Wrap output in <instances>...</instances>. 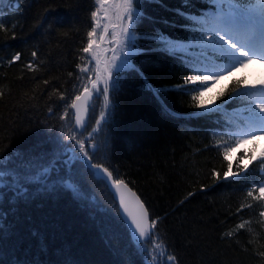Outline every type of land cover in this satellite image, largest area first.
<instances>
[{"label": "snow or ice", "instance_id": "6c2138e0", "mask_svg": "<svg viewBox=\"0 0 264 264\" xmlns=\"http://www.w3.org/2000/svg\"><path fill=\"white\" fill-rule=\"evenodd\" d=\"M178 4L94 0L91 30L81 48L86 55L80 57L75 75L78 86L68 94L53 79L40 78L45 89L41 97L47 93L49 100L62 101V111L48 107V116H55L58 123L49 120L42 124L35 140H26L19 148L0 141V264H180L160 235L162 218L153 216L146 202L109 163L115 151L116 97L125 74L140 79L167 118L176 116L161 97L175 92L189 97L187 106L192 111L183 117L211 127V146L223 163L220 169H209L213 183L202 185L200 191L207 193L225 181L247 186L245 199L233 213L238 221L231 226L221 220L226 225L221 239L239 245L240 237L247 233L246 243L264 264V243H260L264 236L253 228L251 218L240 215L245 209L258 208L256 224L264 231V151L241 155L235 162L231 159L242 144H255L264 137V79L249 84L246 77L234 78L251 64L264 65V0H178ZM198 4L211 7L202 10ZM68 7L72 9V5ZM20 8V0H0V33L12 40L17 39V24L6 17ZM55 12V7L46 6L35 27L45 33L58 31L63 19L50 15ZM152 55L178 63L182 79L170 87H154L137 66L139 58ZM31 56L27 69L40 72L44 61L37 58V51ZM20 60L21 53L15 52L8 64ZM73 75L68 72L69 77ZM230 76V88L209 96L215 85ZM4 99L0 87V101ZM30 99L36 100V95ZM229 106H233L232 112ZM97 184L110 186L118 199L115 224L101 225L111 258L77 260L73 258L74 244L68 242L72 224H63L60 205L63 201L67 206L87 207L88 190ZM195 195L188 192L180 204ZM118 227L127 231L124 247L118 244Z\"/></svg>", "mask_w": 264, "mask_h": 264}, {"label": "trees", "instance_id": "16d2710c", "mask_svg": "<svg viewBox=\"0 0 264 264\" xmlns=\"http://www.w3.org/2000/svg\"><path fill=\"white\" fill-rule=\"evenodd\" d=\"M20 3V11L6 17L17 24V39L0 33V87L5 91V99L0 101V141L10 148L35 140V132L49 120L58 123L55 116H48L47 109L52 107L58 113L63 102L55 97L49 100L47 93L41 97L45 89L40 78L53 79L68 94L78 86L75 75L79 72L80 57L86 55L81 48L86 43L87 31L91 30L94 0H20ZM168 3L169 7L179 6L178 0H168ZM48 5L56 8L50 15L62 18L63 23L57 25L58 31L45 33L35 24ZM68 5H72L71 10ZM197 7L203 10L207 5ZM32 51H37V58L44 61L37 73L26 67L33 60ZM15 52L21 53V60L9 65L8 58ZM137 66L154 87H170L183 75L178 63L161 55L141 57ZM70 71L74 73L72 77L68 76ZM33 76L37 77L35 81ZM231 82L223 90L230 88ZM32 95H36V100L30 99ZM162 98L175 119L167 118L160 111L159 102L142 87L140 79L125 74L122 90L116 97L119 107L115 116V151L109 163L146 202L153 216L162 218L160 235L170 245L169 251L176 253L180 264H261L252 246L246 243L250 238L247 233L240 237L239 245H229L221 239L226 229L221 220H227L231 226L238 221L233 213L245 199L247 186L225 181L207 193L200 191L202 185L213 183L208 176L209 169H220L223 163L211 146L212 129L203 121L182 116L192 111L187 106L189 97L170 92ZM241 155L244 152L231 159L235 162ZM190 191L196 195L181 205L180 200ZM88 195L87 207L61 202L63 224H72L68 242L74 244V259L108 260L111 257L105 248L101 225L115 224V204L103 184L90 188ZM258 211V208L245 209L240 215L251 218L253 228L264 236L256 224ZM117 231L120 233L118 244L124 247L128 244L127 231L119 227ZM59 243L57 240L56 244ZM243 247L249 250L245 252Z\"/></svg>", "mask_w": 264, "mask_h": 264}, {"label": "rangeland", "instance_id": "374dc122", "mask_svg": "<svg viewBox=\"0 0 264 264\" xmlns=\"http://www.w3.org/2000/svg\"><path fill=\"white\" fill-rule=\"evenodd\" d=\"M264 74V66L263 65H259L257 63L251 64L249 65L246 69H243L241 71H237L234 75V78H241V77H247V80L250 83H253V81L256 79V77L260 76V74ZM231 79H233V77H227L224 80H222L219 84L215 85L210 93L214 94L217 90H219L222 86H224L225 84H227ZM98 112V109H97ZM259 146L261 147V149L264 151V139L261 140L259 142ZM250 145L246 144L244 146V148H249ZM98 205V204H97ZM100 207V205H99Z\"/></svg>", "mask_w": 264, "mask_h": 264}, {"label": "water", "instance_id": "95a60500", "mask_svg": "<svg viewBox=\"0 0 264 264\" xmlns=\"http://www.w3.org/2000/svg\"><path fill=\"white\" fill-rule=\"evenodd\" d=\"M108 189H109V191H110V193L113 195V198L115 197V192H114V190L113 189H111L110 188V186L108 187ZM134 191V190H133ZM114 200L117 202V204H118V199H115L114 198Z\"/></svg>", "mask_w": 264, "mask_h": 264}, {"label": "bare ground", "instance_id": "6f19581e", "mask_svg": "<svg viewBox=\"0 0 264 264\" xmlns=\"http://www.w3.org/2000/svg\"><path fill=\"white\" fill-rule=\"evenodd\" d=\"M161 99L163 100V98L161 97ZM165 103V102H164ZM98 158H100V157H98ZM88 198H89V195H88ZM111 203V202H110ZM110 203H109V205H110ZM113 203V202H112ZM114 204L116 205V203L114 202ZM106 206L107 207H109L107 204H106Z\"/></svg>", "mask_w": 264, "mask_h": 264}]
</instances>
